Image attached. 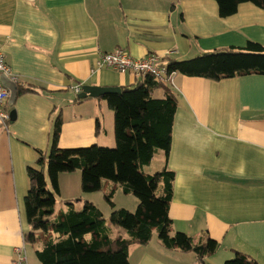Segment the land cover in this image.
<instances>
[{"label": "crops", "instance_id": "0c3cea01", "mask_svg": "<svg viewBox=\"0 0 264 264\" xmlns=\"http://www.w3.org/2000/svg\"><path fill=\"white\" fill-rule=\"evenodd\" d=\"M250 41L264 45V8L251 2L223 17L217 0H0V46L8 76L18 90L21 85L38 89L17 95L13 106L8 98L6 110L11 115L15 109L16 119L11 117L8 128L0 124V264H15L16 248L24 244L28 264H42L36 256L39 245L25 238L27 168L36 163L38 151L50 153L58 115L62 148L113 146L115 117L108 101L102 96L77 101V95L84 85L122 92L149 75L170 87L178 100L168 159L176 174L171 233L183 232L194 243L206 235L215 239L217 251L205 257L210 264H224L236 251L264 264V74L217 81L170 72L167 62L246 47ZM116 48L135 58L161 55L168 75L97 66L103 52ZM154 90L155 97H164V87ZM154 162L160 169L165 165L162 150L145 165L146 173L153 174L147 169ZM69 174L59 175L56 212L68 210L67 201L80 209L88 200L105 216L93 192L83 191L81 173ZM106 189L115 197L130 195L112 181H104ZM106 226L112 237H129L107 219ZM129 258L132 264H200L195 253L169 249L159 236L146 245L133 244Z\"/></svg>", "mask_w": 264, "mask_h": 264}, {"label": "trees", "instance_id": "16d2710c", "mask_svg": "<svg viewBox=\"0 0 264 264\" xmlns=\"http://www.w3.org/2000/svg\"><path fill=\"white\" fill-rule=\"evenodd\" d=\"M220 15L230 16L243 2L264 8V0H217ZM170 72L222 80L251 73L264 74V45L250 41L246 47L217 49L184 60L168 59ZM164 87L162 98L154 89ZM32 85L19 86L18 95L37 92ZM114 111L116 147L92 145L84 148H62L60 136L63 120L58 115L52 134L50 153L38 151L36 163L29 165V191L25 198L29 229L27 244L39 245L36 256L42 264H132L129 249L133 244L146 245L154 230L165 247L195 253L200 264H210L207 255L214 254L219 243L209 235L198 243L183 232L171 233L169 215L176 174L168 166L173 125L178 108L177 96L160 79L149 75L135 86L122 87L121 93L102 96ZM88 98H79L84 101ZM100 124H98V129ZM162 150L165 165L153 174L144 171ZM82 169L84 192L100 191L104 181L122 186L124 193L139 199L137 209L116 208L109 192L106 199L112 208V223L128 231L129 237H112L101 209L85 200L81 209L70 201L69 209L56 212L60 194L59 175ZM162 187L159 194L158 189ZM79 201H82L79 200ZM76 203L75 201H73ZM90 236V239L88 238ZM224 264H258L247 254L236 251Z\"/></svg>", "mask_w": 264, "mask_h": 264}, {"label": "built area", "instance_id": "2783aa9c", "mask_svg": "<svg viewBox=\"0 0 264 264\" xmlns=\"http://www.w3.org/2000/svg\"><path fill=\"white\" fill-rule=\"evenodd\" d=\"M97 66L110 67L119 72L149 73L156 76L168 75V66L163 62L161 55L151 54L143 58L133 57L126 49L116 48L113 51L103 52L97 62ZM3 74L11 75L10 67L6 61V55L0 46V124L8 128L11 119L10 113L6 110L10 90L1 80ZM81 86H76L75 91L80 92ZM17 256L15 264H28V256L25 244L16 248Z\"/></svg>", "mask_w": 264, "mask_h": 264}, {"label": "rangeland", "instance_id": "374dc122", "mask_svg": "<svg viewBox=\"0 0 264 264\" xmlns=\"http://www.w3.org/2000/svg\"><path fill=\"white\" fill-rule=\"evenodd\" d=\"M104 100V99H103ZM105 102H107L106 100H104ZM108 147H111V148H114L116 147V144H114L113 146H108ZM160 151V150H159ZM160 165L158 162H154L151 167L149 169H147V171H150V173H155L157 172L158 170H160ZM82 169H77L73 172H67V173H70L72 174V176H74L75 172H80L81 173V176H82ZM69 174V175H70ZM109 190L106 189V190H101V191H96V192H93L91 194H93L91 197H93L94 199H96L98 205H100V207H102V209H104L105 211V218L111 222L110 220V214H109V211H110V203L109 201L106 199V195L108 194ZM115 195V194H114ZM113 195V198L112 200L114 201V203L116 202L119 206H123L124 208L127 206V207H130V211L134 212L137 208V204L136 202L139 203V199L133 195V194H130L128 197H126V195L122 194H118L116 197ZM91 199V198H90ZM84 203L82 205H79L78 207L81 209L83 207ZM115 207L116 208H122V207H118L116 204H115ZM58 209L59 206H58ZM115 208H112L111 212L114 210ZM157 230H155V234L153 235L154 236H159V233L157 234L156 232ZM36 248V247H35ZM30 253L32 254V251H30Z\"/></svg>", "mask_w": 264, "mask_h": 264}, {"label": "water", "instance_id": "95a60500", "mask_svg": "<svg viewBox=\"0 0 264 264\" xmlns=\"http://www.w3.org/2000/svg\"><path fill=\"white\" fill-rule=\"evenodd\" d=\"M1 80L4 85L11 91L9 97V105L13 106L18 95V85L15 80L11 79L7 74L1 76ZM121 92L120 87H102L96 85H84L82 92L79 94L80 98L86 97H99L109 93H119ZM17 112L15 109L11 110L12 120L16 119Z\"/></svg>", "mask_w": 264, "mask_h": 264}]
</instances>
